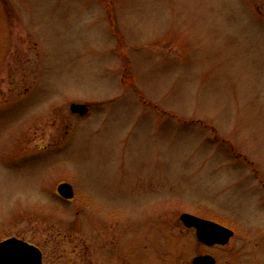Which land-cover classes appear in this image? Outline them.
<instances>
[{
	"label": "rangeland",
	"instance_id": "rangeland-1",
	"mask_svg": "<svg viewBox=\"0 0 264 264\" xmlns=\"http://www.w3.org/2000/svg\"><path fill=\"white\" fill-rule=\"evenodd\" d=\"M127 228L156 264H264V0H0V242L151 264Z\"/></svg>",
	"mask_w": 264,
	"mask_h": 264
},
{
	"label": "water",
	"instance_id": "water-1",
	"mask_svg": "<svg viewBox=\"0 0 264 264\" xmlns=\"http://www.w3.org/2000/svg\"><path fill=\"white\" fill-rule=\"evenodd\" d=\"M72 114L84 116L87 114L85 105L73 104L70 107ZM60 197L70 200L73 198V190L68 184H61L57 188ZM186 228H194L197 240L206 245L214 246L226 245L233 237V232L214 222L203 220L188 214L180 217ZM0 264H42L40 251L34 246L28 245L15 238L0 242ZM192 264H215V260L210 256L197 257Z\"/></svg>",
	"mask_w": 264,
	"mask_h": 264
},
{
	"label": "flooded vegetation",
	"instance_id": "flooded-vegetation-1",
	"mask_svg": "<svg viewBox=\"0 0 264 264\" xmlns=\"http://www.w3.org/2000/svg\"><path fill=\"white\" fill-rule=\"evenodd\" d=\"M187 230L189 232L193 233V236L196 239V231H195V229L191 228V229H187ZM109 236H110L111 244H113V246H115V241H117L119 244L121 243V241H124V240L130 241L129 243L132 246L129 247V252L132 251V255H133V251H135V252H137V251H143V255H142L144 257L143 259H146L148 261H152V262H150L151 264H156V262L158 261V259L161 258L160 257V251L158 250V248L159 247H163V246H162V244L159 243L160 242V239L158 237L157 232H151L150 234L147 235L148 236V240L151 243V245L149 247H146V248H145V246H142L143 243H141V242H146V241H142V239H140V238H133L132 237V234L130 233V230L128 228L126 230H124V233H122V234L120 233L116 237H115V233H112ZM114 237H115V241H114ZM16 239H18V240H20L22 242L27 243L28 245H31V246H34L35 248H37L40 251V253H41V256H42V264H43V253H42V251H41V249L39 247H37L36 245H34L31 242H28V241H26L24 239H19V238H16ZM198 245H199V247L201 249H205V248L206 249H211V248H218L219 247L218 245L209 247V246H206V245H204L202 243H199V242H198ZM115 250L116 249H111V252H113ZM129 252H126L125 254L122 255L125 262H127V259L126 258L128 256V253ZM112 254H113V256L115 255L114 253H112ZM203 256H210V255H209V253L203 252V253H201V254H199L197 256H194L192 258V261L195 258H197V257H203ZM143 259H141V260H143ZM192 261H191V264H192ZM127 264H129V263L127 262ZM215 264H217L216 259H215Z\"/></svg>",
	"mask_w": 264,
	"mask_h": 264
}]
</instances>
